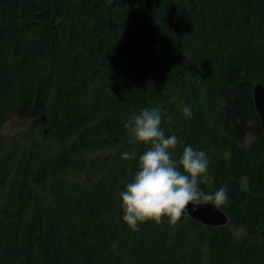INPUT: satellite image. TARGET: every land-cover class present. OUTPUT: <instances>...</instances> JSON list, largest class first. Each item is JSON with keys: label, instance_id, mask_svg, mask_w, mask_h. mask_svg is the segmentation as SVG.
I'll list each match as a JSON object with an SVG mask.
<instances>
[{"label": "trees", "instance_id": "1", "mask_svg": "<svg viewBox=\"0 0 264 264\" xmlns=\"http://www.w3.org/2000/svg\"><path fill=\"white\" fill-rule=\"evenodd\" d=\"M258 83L264 0H0V264H264ZM143 108L176 159L207 153L200 186L226 187L227 226L122 221Z\"/></svg>", "mask_w": 264, "mask_h": 264}, {"label": "clouds", "instance_id": "2", "mask_svg": "<svg viewBox=\"0 0 264 264\" xmlns=\"http://www.w3.org/2000/svg\"><path fill=\"white\" fill-rule=\"evenodd\" d=\"M180 111L187 119L193 116L189 104H183ZM161 125L162 116L156 108L141 109L126 124L132 143L146 146L139 156L137 170L119 193L122 221L132 231H138L148 221L159 224L167 219L175 225L181 218L187 219L189 206L192 211L209 203L219 208L228 199L224 186L215 191L200 186L209 169L207 153L185 145L176 159V148L181 141L175 134L166 135ZM121 159H136V152L124 151Z\"/></svg>", "mask_w": 264, "mask_h": 264}, {"label": "water", "instance_id": "3", "mask_svg": "<svg viewBox=\"0 0 264 264\" xmlns=\"http://www.w3.org/2000/svg\"><path fill=\"white\" fill-rule=\"evenodd\" d=\"M254 101L256 109L261 118V123L264 131V87L261 84H257L254 89ZM188 215L190 218L201 222L207 227H220L228 224L227 215L219 208H214L210 203L205 205H199L194 211L189 206ZM183 219V218H181Z\"/></svg>", "mask_w": 264, "mask_h": 264}, {"label": "rangeland", "instance_id": "4", "mask_svg": "<svg viewBox=\"0 0 264 264\" xmlns=\"http://www.w3.org/2000/svg\"><path fill=\"white\" fill-rule=\"evenodd\" d=\"M29 127L28 124H23L21 121L13 120L9 123L6 130L8 134H23V131L27 130ZM252 141V138L247 139V145H249Z\"/></svg>", "mask_w": 264, "mask_h": 264}, {"label": "bare ground", "instance_id": "5", "mask_svg": "<svg viewBox=\"0 0 264 264\" xmlns=\"http://www.w3.org/2000/svg\"><path fill=\"white\" fill-rule=\"evenodd\" d=\"M8 125H9V123H7L6 126H5V128H4L5 133H7L6 128H7ZM45 132H47V131H45Z\"/></svg>", "mask_w": 264, "mask_h": 264}]
</instances>
